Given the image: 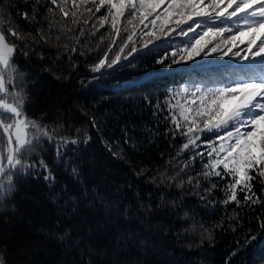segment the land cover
Here are the masks:
<instances>
[{
    "label": "trees",
    "instance_id": "16d2710c",
    "mask_svg": "<svg viewBox=\"0 0 264 264\" xmlns=\"http://www.w3.org/2000/svg\"><path fill=\"white\" fill-rule=\"evenodd\" d=\"M31 3L0 0V7L11 14L13 26L35 34L38 27H47L46 22L29 24L17 14V8L31 14ZM105 31L90 38L86 30L72 54L62 46L68 43L71 48L72 40L62 36L58 43L54 29L48 43H34L28 56L15 60L28 86V118L42 119L49 131L55 129L53 143L37 146L28 161L43 159L55 180L46 181L42 170L14 178L16 190L0 204V255L6 256L7 264H264V230L257 219H264V204L223 205L224 193L216 190L208 197L215 205L205 206L191 186L159 183L161 173L179 171L189 152L176 157L181 138L173 140L166 132V113L153 114L157 99L190 77L227 79L235 70H225L229 58H203L214 60L211 66L198 58L166 67L170 60H157L187 42L173 36L112 69L93 73L90 68L105 44L94 49ZM70 35H78V29ZM146 97L152 105L145 103ZM91 117L97 127H92ZM88 136L87 144L68 145L63 159L57 158L59 138L83 141ZM206 160L197 158L195 171L189 168L182 178L195 177ZM73 167L79 169L78 176L72 174ZM213 180L223 188L224 181ZM200 182L202 187L209 185ZM254 183L260 195L262 186ZM233 211L239 213L238 221L228 219ZM222 219L224 226L213 229V240L205 238L201 244V225L211 228ZM66 232L70 236L61 240Z\"/></svg>",
    "mask_w": 264,
    "mask_h": 264
},
{
    "label": "snow or ice",
    "instance_id": "6c2138e0",
    "mask_svg": "<svg viewBox=\"0 0 264 264\" xmlns=\"http://www.w3.org/2000/svg\"><path fill=\"white\" fill-rule=\"evenodd\" d=\"M17 14L29 24L46 22L47 27H38L35 34L24 32L13 26L11 14L0 7V204L16 190L17 176L42 170L47 173L46 181L55 180L43 159L28 161L37 146L53 143L55 129L49 131L42 119L28 118V86L24 73L15 64L19 55H29L34 43L53 39L54 29L59 32L54 36L58 43L62 36L72 40L71 48L68 43L62 44L72 54L77 52L86 30L91 38L106 29L94 49L99 51L100 45L105 44L102 55L90 68L93 73L112 69L173 36L187 38V42L157 60L160 64L170 60L166 67L189 64L198 58H229L226 67L219 66L226 71L237 69L227 79L195 81L190 77L157 99L153 114L166 113V132L173 140L181 138L176 157L189 152L179 171L175 175L161 173L159 183L181 189L187 184L193 195L206 202L205 206L215 205V199L208 197L216 190L224 193L223 205L233 203L244 208L264 204V0H32L31 14L18 8ZM77 29L78 35H70ZM203 62L214 64V60ZM256 67L261 71L253 72ZM145 103L152 105V100L146 97ZM90 123L97 127L95 117L90 118ZM206 133L212 138H205ZM90 139L59 138L57 158L63 159L68 145L87 144ZM201 147L206 151H198ZM205 157L207 160L195 177L182 178L189 168L195 171L192 166L197 158L203 161ZM72 174L78 176L79 169L73 167ZM213 178L224 181L222 189ZM201 179L209 182L208 187L201 186ZM152 182L156 183L155 177ZM254 182L262 186L260 195ZM188 215L185 212V217ZM228 219L238 221L239 213L233 211ZM257 219L264 230V219ZM223 226V219L211 228L201 225V244L205 238L211 242L213 229ZM69 236L70 232H66L60 239ZM0 264H7L6 256L0 255Z\"/></svg>",
    "mask_w": 264,
    "mask_h": 264
},
{
    "label": "rangeland",
    "instance_id": "374dc122",
    "mask_svg": "<svg viewBox=\"0 0 264 264\" xmlns=\"http://www.w3.org/2000/svg\"><path fill=\"white\" fill-rule=\"evenodd\" d=\"M245 63H247V62H245ZM234 71H237V69H235ZM252 71L258 73L261 71V69L256 67V68L252 69Z\"/></svg>",
    "mask_w": 264,
    "mask_h": 264
}]
</instances>
